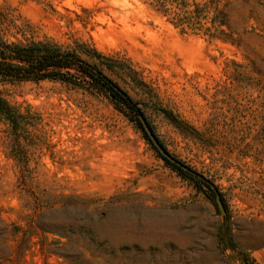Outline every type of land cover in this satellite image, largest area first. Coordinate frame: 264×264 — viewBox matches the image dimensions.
<instances>
[{
  "label": "rangeland",
  "instance_id": "1",
  "mask_svg": "<svg viewBox=\"0 0 264 264\" xmlns=\"http://www.w3.org/2000/svg\"><path fill=\"white\" fill-rule=\"evenodd\" d=\"M222 7L229 40L144 0H0L5 40L84 44L137 71L144 89L102 66L226 209L110 92L3 82L24 119L14 130L0 116V264H264V0Z\"/></svg>",
  "mask_w": 264,
  "mask_h": 264
},
{
  "label": "trees",
  "instance_id": "2",
  "mask_svg": "<svg viewBox=\"0 0 264 264\" xmlns=\"http://www.w3.org/2000/svg\"><path fill=\"white\" fill-rule=\"evenodd\" d=\"M144 1L152 5L158 12L168 18L174 26L183 31L208 36L209 38L230 39L229 17L222 7L223 0ZM86 57L93 58L96 62L91 63ZM102 66L113 72L121 69L136 86L143 89L147 87L146 83L139 77L138 72L133 68L127 64H119V61L107 57L98 50L84 44L75 48H66L52 41L9 42L0 37V83L60 81L69 85L85 86L101 92L108 91L115 100L125 105L130 111L139 123L145 139L158 153L159 157L168 165L183 173L158 152L143 129L139 120L141 115L145 117L165 150L170 153L159 139L142 109L126 91L106 75ZM161 111L178 127H187V124L183 123L171 111L165 109ZM0 116L9 122L14 130L21 128L24 115L11 106L1 93ZM15 157L19 161L23 160L21 156ZM219 238L222 245L221 236ZM241 262L242 264H253L247 257L242 258Z\"/></svg>",
  "mask_w": 264,
  "mask_h": 264
},
{
  "label": "water",
  "instance_id": "3",
  "mask_svg": "<svg viewBox=\"0 0 264 264\" xmlns=\"http://www.w3.org/2000/svg\"><path fill=\"white\" fill-rule=\"evenodd\" d=\"M139 120H140V122H141V124L143 126L144 131L148 135L149 139L151 140L153 145L156 147L158 152L165 159H167L170 163H172L173 165L177 166L178 168H180L184 172H187V173L199 178L200 180L204 181L206 184H208L210 186V188L215 192L216 204H217V207H218L219 211L221 212V214H225V212H226L225 205H224V202H223V200L221 198V194L218 192L216 186L212 182L207 180L204 176L198 174L196 171L191 169L189 166H187L186 164H184L180 160H178L175 157H173L170 153H168L165 150V148L162 146L161 142L157 139L156 135L153 133V130L151 129V127L149 126L147 120L145 119V117L143 115H141L139 117Z\"/></svg>",
  "mask_w": 264,
  "mask_h": 264
}]
</instances>
